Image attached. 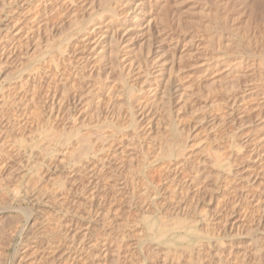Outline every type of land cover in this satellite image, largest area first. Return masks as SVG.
Returning a JSON list of instances; mask_svg holds the SVG:
<instances>
[{
  "label": "rangeland",
  "instance_id": "1",
  "mask_svg": "<svg viewBox=\"0 0 264 264\" xmlns=\"http://www.w3.org/2000/svg\"><path fill=\"white\" fill-rule=\"evenodd\" d=\"M122 1L135 6L139 0H113L118 26L113 30L119 31L126 47L119 54L132 58L140 70L134 68L130 75L99 65V75L97 71L89 75L92 68L81 70L82 81L76 86L80 89L71 92L88 91L83 102H67L57 116L56 111L50 116L43 100L48 102L46 94L60 89V84L48 88L49 92L47 84L61 75L73 77L81 54L91 45L89 40L96 39L95 33L111 18L89 10L94 6L102 10L100 5L105 3L52 0L43 9L42 0H0V101L11 103L9 107L0 103V146L4 148L0 152V264H264V245L258 246L264 239V161L261 168L249 160L247 148L236 147L263 137L264 122L255 120L253 112L252 118L240 117L239 112L216 126L229 104L221 102L225 90L250 87L259 102L264 101V71L255 68L249 77H240L244 67L224 73L217 66L205 72L199 62L211 52L203 48L196 52L201 32L191 27L187 16L200 0H169L165 19L158 9L164 0H144L142 21L132 24L127 19L131 16L124 14L128 8L120 6ZM204 2L211 6L214 0ZM73 16L79 25L76 21L72 26ZM44 20L48 26L40 32ZM147 21L148 33L143 29ZM70 24L77 32L68 30ZM259 25L257 30L264 28V23ZM156 31L164 36L159 38ZM259 35L264 39V33ZM49 43L51 48L46 47ZM257 46L255 53H262L264 44ZM49 53L59 56L60 62H54L58 72L50 65ZM153 62L162 67V74L154 75ZM49 67H53L49 73H54L46 75ZM40 68L46 83L40 84L38 92L45 111L38 116L31 103L25 109L17 104L14 85L19 87V79L25 81ZM156 83L168 89L169 103L159 89L156 97L150 96ZM183 92L187 94L184 111L179 100ZM233 95L239 98L240 94ZM139 103L151 106L154 116L140 121L134 114ZM90 130L101 134L106 144H97V152L88 160L80 159L81 136L89 131L87 135L95 137ZM170 144L172 157L166 152ZM60 151L63 156L67 153L65 160L60 159ZM218 156L226 161L217 171L211 162ZM179 222L182 225L177 226Z\"/></svg>",
  "mask_w": 264,
  "mask_h": 264
},
{
  "label": "bare ground",
  "instance_id": "2",
  "mask_svg": "<svg viewBox=\"0 0 264 264\" xmlns=\"http://www.w3.org/2000/svg\"><path fill=\"white\" fill-rule=\"evenodd\" d=\"M50 1H52V0H50ZM49 0H42V5H43V9H44V6L46 7V4H47V2H48V5L49 4H51V2H50ZM110 1L111 0H103V2L105 3L104 5L103 4H101L102 3V0H101V3H99V5L100 6H103V7H101V9L102 10H100V8L98 9V10H95L94 9V7H93V9H91V10H89L90 12H92L93 13V15L95 14V13H98L99 12V16L101 17L102 15H104V14H106V15H110V17L111 18H109V20H108V22L107 23H105L103 26H101L100 27V29H99V31H98V33H95V34H97L96 35V39H93L92 41L91 40H89L90 42H91V45H90V47L88 48V50H87V52H84L85 54H81V58H80V60H82L81 62H79V63H76L77 65V68L74 70V73H73V77H70V76H63V78H62V75H61V79H59L58 81H48L49 83L47 84L48 85V87L46 88V89H48V88H51V89H53L52 87L54 86V88H56V87H58L59 86V84H60V86L58 87V88H60V89H58V90H60V92H59V94H58V90L57 91H55V92H53L52 94L51 93H49L50 95H48L47 96V94H46V97H48V102H46V101H44L43 100V102H45V103H43L42 101H41V98L43 97L42 95V97L40 98L39 96H40V94H39V92H38V89L41 87V83H43V82H45L44 81V79H43V77H42V73H43V68H40V73H38L37 71H38V69H36V71L35 72H33V74L31 75V77L30 78H26L25 79V81L23 80V79H19L18 77V79H19V81H20V86L18 87V83L17 84H15L14 86H16L17 85V88H18V92L16 93L17 94V96L15 95V94H13V95H15L16 96V99L15 100H17V99H19V103H17V104H21L22 106H24V108L23 109H25L26 107H28L29 106V104L31 103V105L33 106V107H35V109H36V111H38V113L36 112V114L39 116V111H45L44 110V108L43 107H41L42 105H41V102L43 103V105L44 104H48L49 106H48V108H49V110L47 111L48 112V114L51 116L55 111V113H56V115L55 116H57L58 115V112H60L59 110H60V106H62L63 104H65V103H67V102H74V103H82L83 101H82V98H84V96L85 95H87L88 94V91H86L87 92V94H85L84 92V94L83 93H77V92H71V90L73 91V89H75L76 88V86H77V84L79 85V81H82V75L83 74H81V70H83V69H85V68H92V70H91V72L90 73H88L89 75H91V73H93V71H97L96 72V74L98 73V71H99V73H100V70H97L98 68L97 67H99V68H119L120 70V73H122V71H123V75L125 74H127V75H130L132 72H134V68H139V67H137V63L132 59V58H128V57H126V56H124V54L123 55H120L121 54V52L122 51H124L125 50V46L122 44V42H121V37H119V31L118 30H113L114 29V26H115V24H114V19H116L115 17L117 16V12H116V5L117 4H114L113 3V0L111 1V3H110ZM141 1V2H140ZM156 1V0H155ZM168 1L169 0H167V2H166V0H164V2H163V4L161 5V7H158V9L159 10H161V11H163V13H162V19H165L166 18V11H167V7H166V4L168 3ZM93 3V2H92ZM92 3H91V6H92ZM144 3H145V1L144 0H139V3L137 4V5H135L134 6V4L135 3H133V2H121V4H120V6H121V8L123 7H126V8H128L126 11H125V13L124 14H126V15H128V17L129 16H131V18L129 19V18H127L128 19V21L132 24V23H135V22H141L142 21V18H140V15L139 14H141L142 13V6L144 5ZM53 4V3H52ZM55 5V4H54ZM54 5H53V7H54ZM83 5V4H82ZM95 5V4H94ZM91 6H89V7H91ZM98 6V5H97ZM100 6H98V7H100ZM134 6V8H132ZM141 7V9H139ZM92 8V7H91ZM57 9V8H56ZM65 9V8H64ZM78 9V8H77ZM81 9V8H80ZM45 11V10H44ZM55 11V10H54ZM58 11V10H57ZM60 11V10H59ZM65 11V10H64ZM48 12V11H47ZM51 12H53V11H51ZM56 12V11H55ZM101 12V13H100ZM49 13V12H48ZM74 14V13H73ZM76 14V13H75ZM91 14V13H90ZM55 15H59L58 14V12L55 14ZM92 15V16H93ZM75 16V15H74ZM73 16V17H74ZM98 16V17H99ZM189 18H188V21H189V24L191 25V27L193 28V29H195V30H197V31H199V32H201V36H202V38L200 39L201 40V42H199L198 44H196V46H195V49H196V52H198V51H200V49L201 48H203L202 50L204 51H210L211 52V54L209 55V56H207V54H204L203 55V59H201L200 60V62H199V65L200 66H202V67H206V68H204L205 69V72L208 70V69H210V68H213V67H217V66H221L218 70H221V68H223V72L224 73H230L231 71L232 72H236L237 70H239L240 68H243L244 67V73L242 72V75H240V77H249L250 75H252L254 72H255V68H261L262 69V71H264V47L262 46V43L264 44V39L262 38V36H260L259 35V33H264V28H260L259 30H257V28H258V26H260L259 25V21L260 22H262V23H264V0H214V3H212V5L211 6H208L205 2H204V0H200V2H199V4H197V6L195 7V8H193L192 10H190L189 12H188V15H187ZM59 17V16H58ZM75 18V17H74ZM73 18V19H74ZM108 18V17H107ZM118 18V17H117ZM64 19V18H63ZM72 19V21H71V19H70V21H71V24H72V26L74 25V23H76V19L77 18H75L74 20ZM103 19H104V17H103ZM262 20V21H261ZM53 21V20H52ZM75 21V22H74ZM245 21H246V23H245ZM41 23H40V25H39V29H37V30H39L40 32L45 28L44 26L46 25V23H45V20L44 21H40ZM79 22V20L77 21V23ZM144 22H145V20H144ZM148 22L149 21H147V23H146V26L143 28V29H145L146 30V32L148 33V32H150V30H151V27L148 25ZM87 23V22H86ZM71 24H70V27L68 28V30L69 29H72V26H71ZM80 24V22L78 23V24H75L76 26L77 25H79ZM74 25V26H75ZM244 25V26H243ZM46 26H48V25H46ZM81 26V25H80ZM79 26V27H80ZM99 26V25H98ZM134 27H138V25H136L135 26V24L133 25ZM141 27L143 26V24H141L140 25ZM91 27V26H90ZM115 27H118V26H115ZM260 27H262V26H260ZM47 28V27H46ZM8 29V28H7ZM76 29V28H75ZM67 30V29H66ZM67 30V31H68ZM92 30V29H91ZM91 30H89V31H91ZM159 30H161V31H163L162 29H159ZM6 31V30H5ZM36 31V30H35ZM71 31H73V29L71 30ZM38 32V31H37ZM74 32V31H73ZM72 32V33H73ZM75 32H77V31H75ZM74 32V33H75ZM91 32H93V31H91ZM90 32V33H91ZM66 33V32H65ZM82 33H84L83 31H82ZM154 33V32H153ZM87 34H89V33H87ZM154 34H157L158 36H159V38L160 37H163L164 35H162V33L161 32H155ZM41 35V34H40ZM46 35H48V34H46ZM72 35H74V34H71V36ZM82 35V34H81ZM83 35H85V34H83ZM166 35V34H165ZM261 35H263V34H261ZM44 36V35H43ZM49 36H51V35H49ZM67 37H70V34H69V36H67ZM84 37H86V36H84ZM95 37V36H94ZM166 37H167V35H166ZM51 39V38H50ZM55 39V38H54ZM88 39V38H87ZM176 38H172L171 37V41L172 42H176L177 43V41L178 40H175ZM67 41H68V39H66ZM51 41V40H50ZM54 41V40H53ZM52 41V42H53ZM86 42V41H85ZM88 42V41H87ZM261 45L262 47H263V51H262V53H259V54H256L255 53V48H256V46L257 45ZM47 45V46H46ZM46 45H44V46H46L47 48L48 47H50L51 48V46H48V45H50V43L49 44H46ZM202 45V46H201ZM201 46V47H200ZM258 47V46H257ZM47 48H45V49H47ZM49 48V49H50ZM56 48V47H55ZM60 48V47H59ZM58 48V49H59ZM57 49V50H58ZM257 49V48H256ZM43 50V49H42ZM51 50V49H50ZM50 50H48L49 52H50ZM55 52H57L55 49H53ZM52 50V51H53ZM83 50V49H82ZM47 51V52H48ZM53 51V53L55 54V52ZM60 51H61V49H60ZM67 51V50H66ZM66 51H64L63 53H65ZM81 51V50H80ZM83 51H86V50H83ZM82 51V52H83ZM57 53H60L59 51L57 52ZM62 53V52H61ZM62 53V54H63ZM120 53V54H119ZM41 54H42V52H41ZM44 54V53H43ZM49 54H51V53H49ZM52 55V54H51ZM57 56H58V54H56ZM55 55V56H56ZM64 56V55H63ZM62 56V57H63ZM79 56V55H78ZM42 57H44V55H42ZM41 57V58H42ZM48 57H49V59H50V55H48ZM59 57V56H58ZM57 57V58H58ZM60 57H61V55H60ZM126 57V58H125ZM56 57L54 58L53 57V55H52V58L50 59V62L47 60V62H49L50 63V65H52V63L55 65H53L54 66V69H57L58 67H59V65L57 64V66H56V64L54 63L55 61H56V63H58V62H60L59 61V59H57ZM79 58V57H78ZM52 59H56V60H52ZM61 60V59H60ZM64 62V61H63ZM121 62V63H120ZM60 64V63H59ZM72 64V63H71ZM155 64V62H153L151 65H154ZM49 65V66H50ZM99 65V66H98ZM138 66H140V65H138ZM56 67V68H55ZM68 67V66H67ZM53 68V67H52ZM51 68V69H52ZM152 68H157V70H155V74H154V70L152 71L153 72V74L154 75H160V74H162V70H161V66L160 65H158V64H155L154 66H152ZM45 69H47V72L48 73H46L45 72V74L47 75H51L52 73H54V72H52V73H49V72H51L52 70L50 69V67L49 68H45ZM45 69H44V71H45ZM68 69V68H67ZM42 70V71H41ZM58 70L59 69H57V72H58ZM64 70V69H63ZM63 70H61V71H63ZM72 70V69H71ZM138 70V69H137ZM139 70H140V68H139ZM54 71H56V70H54ZM60 71V72H61ZM261 71V72H262ZM136 72V71H135ZM239 73H240V71H238ZM68 73H69V70H68ZM137 73V72H136ZM61 74H63V73H61ZM44 75V74H43ZM66 75H67V73H66ZM69 75V74H68ZM88 75V76H89ZM97 75H99V74H97ZM56 76V75H55ZM162 76V75H161ZM28 77V76H27ZM47 77H49V76H47ZM51 77V76H50ZM54 77V76H53ZM84 77V76H83ZM90 77V76H89ZM125 77V76H124ZM134 77V76H133ZM158 77V76H157ZM99 78V77H98ZM122 78H123V76H122ZM125 79V78H124ZM157 79V78H156ZM50 80V79H49ZM120 80V79H119ZM126 80V79H125ZM158 80V79H157ZM121 82V81H120ZM119 82V83H120ZM125 82V81H124ZM46 83V82H45ZM81 83V82H80ZM122 83V82H121ZM158 83H156L155 85H157ZM43 85V84H42ZM159 85V84H158ZM158 85H157V87L155 86V89L153 88V89H151V91H149V93H150V96H155L156 97V95H155V93L156 92H158L157 90L159 89V91H161L160 93L163 95V96H165V97H167V98H165L166 99V103H169V95L170 94H168V89L166 88V86L163 88V89H160L161 88V86H159L160 88H158ZM122 86H123V84H122ZM153 87V86H152ZM151 87V88H152ZM16 87H14V89H15ZM16 88V89H17ZM78 88H79V86H78ZM78 88H76V89H78ZM81 88H83L82 86H81ZM15 89V90H16ZM31 89V90H30ZM51 89H48V92H49V90H51ZM75 89V90H76ZM80 89V88H79ZM78 89V90H79ZM120 89V88H119ZM125 89V88H124ZM244 88L242 87V86H239L238 87V89H235V88H233V89H231L230 91H227V90H225V99L223 100H221V102L222 101H224L226 104L225 105H227V103H229L230 104V108H229V104L227 105L228 107H225V108H227L226 110H225V112H224V114L222 113V115H221V117L219 118L220 119V123H217L216 121H218L217 119H216V121H215V123H217L216 124V126L217 125H220L221 123H226V122H224L227 118L228 119H234V117H235V113H243L242 115H240V117L241 116H245V114H246V116H248V117H250V118H252V115H251V112H253L254 113V119L256 120H259V121H261V122H264V101H262L261 100V102H259V98H258V96H257V94L255 93V90L253 89V88H250V87H248V88H246L245 90H243ZM54 90H56V89H54ZM126 90V89H125ZM52 91V90H51ZM50 91V92H51ZM90 91V90H89ZM120 91V90H119ZM132 91V90H131ZM30 92H31V94H30ZM80 92H81V90H80ZM234 92L236 93V92H238L240 95H239V98H236V97H238V96H232V94H234ZM130 93V90H129V92H128V94ZM133 93H134V91H133ZM132 93V94H133ZM30 96V99L27 97V96ZM186 93H184L183 92V94L180 96V101H181V104H182V109H180V107H179V109L180 110H186L185 108H186ZM128 96V95H127ZM130 96V95H129ZM129 96L127 97V98H129ZM133 96V95H132ZM45 97V98H46ZM86 97V96H85ZM134 97V96H133ZM158 97V96H157ZM188 97V96H187ZM235 99H234V98ZM150 98V97H149ZM149 98H148V100H149ZM261 98V97H260ZM130 99H132V97H130ZM151 99V98H150ZM263 99V98H262ZM8 100V99H7ZM5 101V102H3V100H1L2 101V103H3V105L5 104V106H7V107H9V105L11 104H9L8 102L9 101ZM11 100V99H10ZM14 100V99H13ZM14 100V101H15ZM47 100V99H46ZM86 100V99H85ZM147 100V101H148ZM264 100V99H263ZM1 101H0V103H1ZM97 101H99V102H102L103 101V99L102 98H99V100L97 99ZM110 101V100H109ZM11 102V101H10ZM49 102H50V104H49ZM132 102V101H131ZM130 102V103H131ZM152 102V101H151ZM231 102V103H230ZM13 103V102H12ZM15 103V102H14ZM73 103V104H74ZM110 103V102H109ZM147 103V102H146ZM213 103H214V101H213ZM248 103H252V104H254V106L253 107H249V104ZM71 104V103H70ZM140 104V103H139ZM180 104V105H181ZM261 104H263V106H261ZM13 106H14V104H12ZM30 105V106H31ZM66 105V104H65ZM113 105V104H112ZM169 105V104H168ZM224 105V104H223ZM12 106V107H13ZM19 105H17L16 107H18ZM206 106V105H205ZM2 107V106H1ZM11 107V106H10ZM15 107V108H16ZM20 107V106H19ZM45 107V106H44ZM132 107V106H131ZM130 107V108H131ZM135 107V106H134ZM208 107V106H207ZM21 108V107H20ZM167 108H168V110H167ZM166 108V111H169V112H167V113H170V110L172 109H170V107L168 106ZM8 109V108H7ZM46 109H47V106H46ZM103 109V108H102ZM2 110V109H1ZM13 110V109H12ZM132 110H134V108L132 109ZM135 115H137L138 117H139V119H140V121H144L143 119H147L148 117H150V116H154L153 115V112L155 113V111H153L152 110V108H151V106L149 107V106H147V104L146 105H143V104H140L137 108H135ZM116 111V110H115ZM26 112V111H25ZM34 112V111H33ZM112 112V111H111ZM173 112V111H172ZM180 112V111H179ZM21 113V112H20ZM35 114V113H34ZM47 114V115H48ZM130 114H131V112H130ZM133 114V113H132ZM113 115V114H112ZM114 115H116V114H114ZM168 115V114H167ZM172 115V114H171ZM174 115V114H173ZM239 115V114H238ZM24 116V115H23ZM22 116V117H23ZM34 116V115H33ZM38 116H36L35 115V119L37 120V117ZM107 117V116H106ZM124 117V116H123ZM227 117V118H226ZM239 117V116H238ZM119 118V117H118ZM170 118V117H169ZM168 118V119H169ZM223 118H226L225 120L223 119ZM244 118V117H243ZM243 118H241V119H243ZM171 119V118H170ZM227 119V120H228ZM237 119V118H236ZM238 119H240V118H238ZM17 120V119H16ZM113 120V119H112ZM129 120V119H128ZM138 120V119H137ZM137 120H136V122H137ZM224 120V121H223ZM50 121V120H49ZM104 121V120H103ZM223 121V122H222ZM240 121V120H239ZM76 122V121H75ZM132 122V121H131ZM212 122V124H215L214 123V121H211ZM210 122V123H211ZM15 123V122H14ZM95 123V122H94ZM22 124V123H21ZM74 124V123H73ZM171 124H172V122H171ZM44 125V124H43ZM84 125V124H83ZM87 125V124H86ZM85 125V126H86ZM92 125V124H91ZM222 125V124H221ZM39 126V125H38ZM81 126H82V123H81ZM89 126V125H88ZM136 126V125H135ZM215 126V127H216ZM75 127H77V126H75ZM84 127V126H83ZM213 127V126H212ZM215 127H213L214 129H212V130H215L216 128ZM221 127V126H220ZM223 127V126H222ZM88 128H90V126L88 127ZM134 128V127H133ZM80 129H83V128H80ZM92 129H93V126H92ZM95 130L97 129V128H94ZM93 129V130H94ZM99 130H100V128H98ZM97 129V130H98ZM118 129H121V127L119 126V128ZM136 129V128H135ZM170 129H171V125H170ZM77 130V129H76ZM75 130V131H76ZM84 130V129H83ZM86 130V129H85ZM143 130V129H142ZM91 131V130H90ZM78 132V131H77ZM79 132H81V130L79 131ZM78 132V133H79ZM91 132H93V131H91ZM90 132V133H91ZM101 132V131H100ZM99 132V133H100ZM114 132H115V130H114ZM77 133V134H78ZM85 133H89V131L87 132V131H85ZM95 132H93V134H94ZM97 133V132H96ZM80 134V133H79ZM78 134V135H79ZM82 134H84V132L83 133H81L80 134V136L82 135ZM87 134H84L85 136H81V138H82V143H81V141L80 142H78V143H81V145H80V147H79V149H78V157L80 158V159H87V157L88 156H94V152H97V151H95V149L97 148L96 146H99V145H102V144H104V142L106 141V139H104V137L103 136H101V134L99 135L98 133V136H96L95 134H94V136L95 137H90V136H93L92 135V133L91 134H89V135H87ZM104 134V136L106 135V132L105 133H103ZM109 135H111V133H108ZM107 134V135H108ZM108 137V136H107ZM111 137V139H112V136H110ZM109 137V138H110ZM177 137H179V136H177ZM78 138V137H77ZM80 138V139H81ZM114 138V137H113ZM79 139V140H80ZM181 138H179V140H180ZM177 140H178V138H177ZM184 140V139H183ZM173 141H174V139H173ZM217 141V140H216ZM107 142H108V140H107ZM181 142V141H180ZM56 143V142H55ZM101 143V144H100ZM182 143V142H181ZM183 143H184V141H183ZM182 143V144H183ZM2 144V143H1ZM58 144H62V143H59L58 142ZM97 144H99V145H97ZM105 144H106V142H105ZM180 144V143H179ZM216 144V143H215ZM218 144H219V142H218ZM222 144V143H221ZM238 144V143H237ZM176 145H177V143H176ZM175 145V146H176ZM185 145V144H184ZM217 145V144H216ZM229 145V144H228ZM227 145V146H228ZM103 146V145H102ZM174 146V145H173ZM222 146V145H221ZM236 146V145H235ZM235 146L233 145V149L235 150L236 148H235ZM3 147V146H2ZM104 147V146H103ZM107 147V146H106ZM166 147H168V146H166ZM172 147V145L170 144V147L169 148H171ZM237 150H238V148H240L239 150H241L242 148H244V149H246L247 148V150H248V155H249V160H251V161H253V163H255V164H258V166L259 167H261L262 168V165H263V161H264V157H263V155H264V136L263 137H256V138H254V139H252L251 141H248V140H246V141H243V142H241V143H239L237 146ZM100 148V147H99ZM230 148V147H229ZM4 149V148H3ZM3 149L1 148V146H0V152H3ZM105 149V148H104ZM176 149V148H175ZM215 149V148H214ZM263 149V150H262ZM101 150V149H100ZM100 150H99V152H100ZM103 150V149H102ZM164 150H166V149H164ZM173 150H174V147H173ZM180 150V149H179ZM218 150V149H217ZM238 150V151H239ZM246 150V151H247ZM104 151V150H103ZM102 151V152H103ZM214 151H216V150H214ZM221 151V150H220ZM219 151V152H220ZM242 151V150H241ZM244 151V150H243ZM61 152V151H60ZM66 152V151H65ZM98 152V153H99ZM165 152V151H164ZM166 152H168V154H169V156H171L172 154H171V152H172V148L171 149H168ZM177 152V151H176ZM62 153V152H61ZM64 153V152H63ZM63 153L61 154V158L60 159H62V160H65L67 157L65 156V155H67V153L66 154H64V156H63ZM98 153L96 154V155H98ZM106 153H108V152H106ZM218 152L216 151V154H217ZM245 153V152H244ZM261 153H263V154H261ZM93 154V155H92ZM166 154V153H165ZM241 154V153H240ZM239 154V155H240ZM247 154V153H246ZM3 155H4V153H3ZM101 155V154H100ZM167 155V154H166ZM238 155V154H237ZM168 156V155H167ZM243 156V155H242ZM71 157V156H70ZM106 157V156H105ZM172 157V156H171ZM219 157V156H218ZM217 157V158H218ZM246 157H248L247 155H246ZM68 158H69V156H68ZM95 158V157H94ZM97 158H99V157H97ZM71 159V158H70ZM102 160H104L103 159V157L101 158ZM100 159V160H101ZM216 159V158H215ZM214 159V160H215ZM220 159V157L218 158V160H211V161H209V162H211V164L212 163H214V166L216 167V169L217 168H221L222 167V165H223V160L224 161H226V158H224V159H222V162H221V159ZM2 160V155L0 154V164H1V161ZM61 160V161H62ZM88 160V159H87ZM101 160V162L103 163L104 161H102ZM101 163V164H102ZM225 163V162H224ZM104 165H105V163H103ZM3 165V164H2ZM104 165H103V168H104ZM110 165V164H109ZM229 165V164H228ZM108 166V165H107ZM102 167V166H101ZM214 167V168H215ZM228 167V166H227ZM40 168V167H39ZM213 168V169H214ZM223 169V168H222ZM221 169V170H222ZM225 169V168H224ZM228 169V168H227ZM259 169V168H258ZM217 171H218V169H217ZM226 171V170H225ZM230 171V167H229V170H228V172ZM261 171V170H260ZM222 172V171H221ZM263 170H262V175H264L263 174ZM214 173H215V171H214ZM219 174V173H218ZM95 176V175H94ZM234 176V175H233ZM229 177V176H228ZM94 178V177H93ZM227 178V177H226ZM95 179H97L96 177H95ZM97 180H99V179H97ZM255 180V179H254ZM97 181H95V183H96ZM99 182V181H98ZM94 183V184H95ZM96 186V185H95ZM93 188H96V187H93ZM232 189V188H231ZM246 194V193H245ZM256 196H257V194H255ZM259 196V195H258ZM246 197H247V195H246ZM251 197H252V195H251ZM254 197H252V199H253ZM256 198V197H255ZM257 198H259L260 199V197H257ZM257 198H256V201H258L257 200ZM248 199V198H247ZM250 199V198H249ZM254 202H255V200H254ZM258 202H260V201H258ZM257 203V202H256ZM261 203H259V205H260ZM185 220V221H184ZM183 221H182V218H181V220L180 221H182V222H184V223H187V221H186V219H184ZM179 220H177V222H178ZM176 222V223H177ZM182 222H179L178 223V225L177 226H180V225H182ZM183 223V224H184ZM152 226H154V225H152ZM174 226H176V225H174ZM176 226V227H177ZM155 228H157L156 226H155ZM159 229V228H158ZM163 229V228H162ZM156 230V229H155ZM159 231V230H158ZM163 231V230H162ZM157 234V233H156ZM158 234H160V233H158ZM162 237V236H161ZM263 239V238H262ZM262 239H260V240H262ZM258 241H259V239H258ZM260 243V242H259ZM258 243V244H259ZM261 243H262V241H261ZM261 245H264V239H263V244H259L258 246H261ZM264 247V246H263ZM190 248V247H189ZM107 249V248H106ZM187 250H188V248H187ZM191 250V249H190ZM107 252V251H106ZM186 252V251H185ZM189 253V252H188ZM187 253V254H188ZM187 256H189V255H187ZM193 256V255H192ZM190 257V256H189ZM188 257V258H189ZM257 257H259V256H257ZM261 258V257H260ZM259 261V260H258ZM200 261H198V263L197 264H200L199 263Z\"/></svg>",
  "mask_w": 264,
  "mask_h": 264
}]
</instances>
